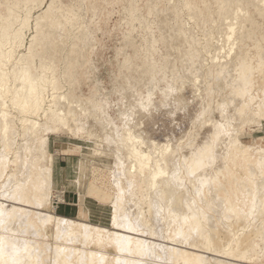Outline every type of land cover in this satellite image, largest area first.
<instances>
[{
    "label": "bare ground",
    "instance_id": "obj_1",
    "mask_svg": "<svg viewBox=\"0 0 264 264\" xmlns=\"http://www.w3.org/2000/svg\"><path fill=\"white\" fill-rule=\"evenodd\" d=\"M183 1L190 16L195 20L199 18L195 14V10H199V7L205 10L199 13L200 16L207 18V21L199 22V25L203 27L202 34L205 37H199L201 32H199V36L195 35L196 31L194 34V30L189 26L184 29V23L181 22L182 17L177 7L173 11L174 13L172 12L174 17L172 26L164 23L167 21V10L155 7L160 14L156 16L158 18L157 24L164 32L160 38H156L154 34H151L149 41L144 46L148 52L147 58H144L145 64H148L150 69H158L157 71L160 70L162 75L151 79L148 75L150 72H143V66L137 63L124 65L128 70L135 67L134 70L137 73L142 70V75L141 73L136 75L128 73L121 76L123 79V81H120L121 92L122 95L124 94L127 97V99L124 97L126 101H129V109H125L121 113V125L117 124L109 116L108 111L105 110L104 105L107 101L103 99L104 103H102L99 98L95 97L100 93L101 79L99 80L97 76L93 77L96 82V85H93L95 87L93 88L95 89L93 91L94 96L91 95L86 102L77 100L75 101L76 104L70 103L68 93L62 94L57 86L58 77L65 78L67 67L57 72V69H53L56 65L55 57L50 55L49 60H45L43 56H47V53L37 52L42 67V70L38 72L37 68L33 66L28 53L22 52L15 56L17 52L14 43L10 42L9 46L6 47L0 42V139L4 144L0 154V168L6 167L5 161L8 159V153H5V150H10L14 146L18 132L11 108L20 114L23 131L21 148L14 154L15 170L17 172L26 164L29 153L38 155L40 166L34 182L40 198L35 197L33 202L24 194L25 183L22 186L13 183L15 176L12 174L6 178L7 180L0 187V229H6L14 233L31 231L42 238L51 236L62 240L55 244L45 242V245L41 247L32 237L0 231V264H42L47 259H50L51 264H105L106 254L102 251L87 248L80 250L75 244L68 245L67 243L68 241L74 243L79 241L80 238L84 242L92 241L100 246L104 245L105 242L114 245L118 253L110 262L111 264H170L167 261L170 259L179 261L194 259L199 264L231 263L229 260H234L241 255L256 237L264 234V174L260 173V177L259 174L253 176V180L252 176L246 175L249 183L252 181L248 186V190L255 198L249 210H243L241 213L235 210V205L227 200L228 197L226 198L230 195L229 188L225 190L226 196H220L219 201L216 199V202L221 203L223 201V204L221 207H217L215 204V209L225 214L227 223H232L236 226V229L247 227L246 223L257 221L260 223L258 228L248 226L249 230L239 232L235 244L230 248H227L229 236L214 224L217 223L216 219L213 218L215 216H210L211 213H207L191 193L194 190L202 196L203 202L211 205V200L206 195V189L221 185V175H225V170L228 174L233 171L230 166V170H227L228 164L223 162L226 160L227 155L234 148L240 149L242 147L243 150L246 147L249 149L254 146H246L239 139V133L242 131L244 122L249 119L250 115L259 122L264 120V85H256L257 79L254 76L255 72V74L264 73V0H216L220 5L218 4L217 9L214 11L208 8L211 4L210 0ZM244 4L257 6L256 12L247 10ZM126 16L131 18L133 26L135 20L140 25L146 21L139 13L137 6L129 11ZM186 16L190 17L189 15ZM191 17L189 19H192ZM58 23L61 24L60 21ZM215 24L217 26L214 27ZM181 30L182 33H179ZM214 30H217L218 33L216 32V34L223 38L224 42L222 44H218L221 38L218 39L217 36H214ZM85 33L86 27L82 24V36ZM124 37L126 36L124 35ZM52 40V37H47L42 42L49 47ZM160 41L168 45L167 50L169 52L173 49L170 45L172 41L188 43L189 48H185V54H181L186 57V59L185 57L182 59H185V63L182 65L183 68H179L184 70V77L187 75L185 77L188 78L187 80L190 81V78H195L196 81H199L197 83H200V79L203 78L199 77L198 80L197 73L200 76L202 74L200 70H204V67H206V70L209 71L208 74L206 71V74L213 79V82L215 81V85L212 84L211 90L214 89L213 87L218 86L219 82L224 81L225 87H227L229 81H232L231 93L228 97L230 101L227 103L233 104V106L230 105L231 116L228 115L227 117L221 111L225 101L221 104L218 103L219 107L217 105L216 110L219 117H212L211 124H207L209 127L196 135L194 143H191V139L188 145H182L181 147H179L180 143L175 144L174 148V145L169 147L170 143L166 146L161 145V140L157 141L160 144L155 142L156 139L152 141V138L147 137L149 132H146V127L144 129L142 125L143 119L146 120L145 117H148L150 112L153 111L152 96L158 86L159 79L165 82V86L162 85L163 88H161L165 98L169 96H171V99L174 96L175 99H178V96L184 98L182 92L185 89H181L182 92L180 90L182 80H179L180 88H178L177 80L166 78L169 72L171 76L174 74L179 75L176 64L174 65L171 61V53L165 56L162 62L155 61V52L159 51L157 42ZM18 42L25 45L24 35L20 36ZM125 44L126 46H132L130 40L125 41ZM216 45H220V54L223 51V55L217 53L214 56L212 53V56L211 53H208ZM85 46H87L86 43ZM204 51L210 55L205 53L206 56L212 57V65L206 66L207 63L206 65L203 63V60H205L204 62L208 61L206 59L202 60L206 57L202 56L203 53L201 52ZM129 57L125 61H129ZM12 58L16 62L10 67L9 61ZM69 58L77 61L80 59V53L78 59L76 56L71 55ZM188 61L187 66L186 62ZM92 63L90 64L91 67ZM171 67L172 69L169 71ZM226 75L229 76L226 77ZM195 80L192 81L195 83ZM143 81L145 82L144 87L147 86L148 88L147 93L145 92L146 95H143L138 86V82ZM151 81L154 85L149 88ZM197 83L196 86L199 85ZM191 84L190 82V87H194ZM202 85L199 86L204 87ZM197 87L196 90L200 88ZM202 92L204 93L205 90ZM201 94H199L200 98L203 96ZM185 97H187L186 94ZM155 101H157L156 98ZM72 104H75L76 109L72 107ZM207 105L205 104V107ZM254 106H257L258 110L253 111ZM190 107L192 108V105ZM77 108L80 112L77 111ZM76 111L79 112V115L75 114ZM82 112L87 114L88 123L86 128L88 130L100 128L96 129L95 145L87 148L88 152L84 160L87 161L89 157V160L101 162V165H103L101 170L106 173L108 180H112L115 186L114 195L111 201L108 202L110 204L107 205L109 209H106L104 221L107 224H104L106 227H102L100 224L93 225L78 222L44 210L45 207L51 205V189L54 185L52 171L54 156L58 150L57 148L55 152L50 151V135H53L56 130L77 134L76 127L79 122L77 117L81 116ZM101 115L102 118H100ZM235 115L238 117L236 118ZM206 120H209V118ZM232 122L235 123V128L233 130L227 129L228 123ZM101 128L104 131L110 128L111 131L105 137H102L99 132ZM152 133L150 132V135ZM177 133L179 134V131ZM173 134L171 137L173 140L178 136L175 139L176 141L179 139V135L183 134V131L177 136ZM88 135L93 134L91 132ZM175 141L172 143H175ZM214 147L219 150L217 154ZM123 150L125 151V159L123 158ZM259 150L263 154L259 156V160L253 168L262 170L264 169V147L259 148ZM25 151L27 152L26 155ZM218 154L219 159H217ZM230 158L233 160L234 156ZM244 158L243 156L238 158L240 159L238 165H240L241 160L245 161ZM89 160L87 162L82 161L83 163L78 162L77 167L80 168L84 164L88 170L92 164ZM126 164L127 166H125ZM213 166L214 168H212ZM186 172L190 175L192 188L185 179L184 174ZM233 172L237 174L238 171L234 170ZM0 173V177H2L3 173ZM135 175H139L146 180L145 198L150 206L145 208L144 216L138 214V211H140L138 203L127 201V191L130 187L132 188ZM25 177L20 180L23 181ZM239 177L237 176L240 181L245 182V176ZM24 199L33 205L20 204L17 201ZM179 205L182 206V210ZM235 211L237 213L233 216L232 213ZM167 221L169 222L168 227L165 223ZM108 227L112 229H108ZM136 232H139V234L136 235ZM211 234L212 237H210ZM263 244L256 245L255 249H261ZM200 252L215 256L214 263L209 262L206 259L207 255ZM121 253H129L130 255ZM133 255L151 257V259ZM154 258L159 261H155ZM161 260L163 262H160Z\"/></svg>",
    "mask_w": 264,
    "mask_h": 264
},
{
    "label": "rangeland",
    "instance_id": "obj_2",
    "mask_svg": "<svg viewBox=\"0 0 264 264\" xmlns=\"http://www.w3.org/2000/svg\"><path fill=\"white\" fill-rule=\"evenodd\" d=\"M210 3L211 4H209L208 8L212 9V11L217 9L218 4L220 5V3H217L216 0H210ZM135 6L139 8V13L143 16V18L146 19V21L142 25L137 23L138 21L135 20L133 26V22H131L132 21L131 18L126 16L129 14V11L133 10ZM155 7L159 9L167 10L166 11L167 21H165L164 23L167 24L168 26H172V23L174 22V17L172 15L174 13L173 11L177 7L178 12L182 17L181 22L182 24L184 23L183 26L184 29L186 26L187 27L189 26L192 30H194V34L196 31L195 35L199 36V32H201L199 37L201 38L205 37L202 34L203 27L199 25V22L207 21L206 17L204 18L203 16L199 15L201 11H205V10L202 7H199V10H195V14L198 15L199 17L197 20H195L190 16V13L188 12V8L184 5L183 0H171V1L170 0H0V42L4 44L3 46L6 47L9 46L10 42L14 43L17 52L15 56H18V53H22V52L28 53L31 62L33 63V66L37 68L38 72L42 70V67L40 63V57L37 56V52L38 53L43 52L44 54L47 53V56H43L45 60H49V56L53 55L55 57L54 61L56 64L54 65L53 69H57V72L58 70H62V68L67 67L65 78L59 76L57 79V86L59 87V92H62V94L68 93L67 96L69 101H71L70 103L76 104L75 101L77 100H83L86 102L87 99L91 97V95L94 96L93 91L95 89L93 88L95 87L93 85H96V82L93 77L97 76L99 80L101 79L100 89H99L100 93H98L97 96L95 95V97L99 98V100L102 103H104V100L107 101V103L104 105L105 110L108 111L109 116H111L117 124L121 125V113L124 112L125 109L127 110L129 109L128 107L129 101L128 102L126 101L127 97L124 94L122 95L121 92L122 90L120 87L121 86L120 81H123L121 76L128 73L136 75L141 73L142 71L140 70L139 73H137V71L134 70L135 67H131V69L128 70L127 68H125L126 66L124 67V65H128L129 63L132 64L137 63L143 66V72H147V71L150 72V74L148 73V75L151 77V79L155 76L158 77L162 75V72H160V70L157 71L158 69L157 70L150 69L148 64L147 65L145 64V58H144V57L147 58V54H148L144 46L149 41L151 34H154L156 38H160L161 36H163V32H164L157 24L158 18L156 16H158L159 11H157L158 9L156 10ZM244 7L247 10L249 9L251 11L256 12L257 6L255 5L248 6L247 4H244ZM186 15H189L192 19H189L190 17ZM208 20L210 21V19ZM58 21H60L61 24H59ZM82 24H84L86 27V33L83 34V36L81 34ZM215 26H217V24H215L214 27ZM199 27L201 28L200 30ZM180 32L182 33V30L179 31V33ZM216 32L217 30H214V36H217L218 39L221 38L222 42L219 39L220 43L218 44H222L224 40L222 37L219 36V34H216ZM21 35H24L25 37V45H21L18 42ZM124 35L126 37H124ZM47 37L53 38L52 42L49 44V47H47L42 42V40L46 39ZM127 40L131 41L132 46L131 45L126 46L125 41ZM85 43L87 44V46H85ZM170 45L173 48L171 52L167 50L168 45L165 42H161V41L157 42V47L159 48V51L155 52V61H157L158 63L162 62L164 60V57L169 55V53H171L170 54L171 61L172 63H174V65L176 64L178 70L177 73L179 75L174 74L173 76H171L169 72V75H167L166 78L170 80L171 79L177 80L178 86L181 80L184 81V82L181 81L182 83L181 88L180 86L178 87L180 88V90L185 89L184 91L181 90V92L183 91L182 94L184 98L180 96H178L179 97L178 99H175L174 98L175 96L172 99L171 96L165 98V95L161 90V88L165 86V82L159 79L157 86L158 88L157 87L155 88L154 94L152 96V100L154 102L153 111L150 112V115H148V117H145L147 118L146 120L143 119L142 125L144 126V129L146 127V132L147 133L149 132V134H147L148 135L147 137L152 138V141H154L155 139H156L155 142L161 140L160 141L161 145L166 146L170 143L169 147L171 145H174L173 147L175 148V144L178 145L179 143H180L179 147H181L182 145L183 146L188 145L190 143L189 140L191 139H192L191 143L192 142L194 143L196 135L200 134L206 127H209L208 125L211 124L210 122L212 117H217V118L219 117L218 116L219 113L216 110V108L219 107L218 103L221 104V102L225 101L221 107V111H223L227 117L228 115L231 114L230 105L233 106V104H227V103H229L230 101L228 97H230L232 81H229V86L227 87H225L224 81L219 82L217 84L218 86L213 87L214 89L211 90V86L212 84L213 86L215 85V81L213 82V79L211 77H210L211 80H209L210 78L207 75L209 71L206 70V67H204L205 68L204 70L203 69L200 70V72L202 71V74L205 72L203 76L201 73H200L201 75L198 76L197 73L198 80L199 77L204 79V80L200 79L201 81L200 83H197L199 81H196L195 78L193 79L190 78V81L187 80L188 78H185L187 77V75H185L184 77V72H183L184 70L179 68H183L182 65H184L185 63L186 57L181 54H185L184 49L189 48L188 43L184 41L182 43H176L175 41H172ZM214 47H212L211 51L208 53H211L210 55H212L213 53L214 56L217 53L220 54V49H219L220 45L218 46L216 45ZM80 50L81 52H79ZM179 50L182 51L184 50V51L182 52ZM179 52L180 54H178ZM79 53H80V59L77 60L78 62L74 59L69 58V56L71 55V56H76L78 59ZM201 53H203L202 56L209 55L205 51ZM222 53L223 51H221L220 55H223ZM209 56L202 58V60L203 59H206V61L208 60L207 62H204L205 60H203V63L205 65L207 63L206 66L212 65V61H211L212 57ZM127 57H129L130 60L129 61L126 60L127 61L126 62L125 59ZM184 57L185 59L182 60ZM15 62L16 60L12 58L9 61V66L11 67ZM91 63L93 64L92 67L90 66ZM188 64L189 61L186 62L187 66ZM170 69H172V67L169 68V71ZM255 73L254 76L255 79H257L256 85H260V84L264 85V73L263 74H259V73L255 74ZM228 76L229 75H226V77ZM204 77H208L209 79ZM192 80L193 81L195 80L196 82L194 83ZM202 81H207L208 83ZM190 82L192 83L191 85L194 86L195 88L190 87ZM196 83L199 84L200 86L201 84H203L202 86L204 87L206 86V87L204 88L197 85L200 87L199 88L196 86ZM144 85H145L144 81L138 82V86L140 87V90L142 91L143 95H146L148 88L147 86L145 88ZM153 85L154 83H152L151 81L148 87L151 88V86ZM196 87L199 88L197 89L199 91L196 90ZM203 90H205L204 93L202 92ZM185 94L187 97H185ZM199 94L203 95L201 97L202 99L200 98ZM101 95L104 96L102 97ZM124 97H126V99ZM155 98L157 101H155ZM75 104H72L73 105L72 107L76 109V106H74ZM205 104H208L209 106L207 105V107H205ZM191 105L192 108L190 107ZM252 110L253 111L258 110L257 106H254ZM77 111L80 112L78 108ZM77 111L75 114L79 115L78 114L79 112ZM11 112L14 114V122L17 125L18 132L16 134L17 136L14 146H12L10 150L7 149L5 150V153L6 152L8 153V159H6L5 161L6 167L3 169H1L2 167L0 168V172L3 173V176L0 177V187L5 182V180H7L6 178L10 174H12L15 176V180L13 183H17L18 186H22L25 183L24 194H26V197L29 198L31 202H33L35 197L40 198L39 191L34 185V182L36 181L37 178L38 170L40 169L38 155L29 153V157L26 164L16 172L14 154L16 153V151H19L21 148L20 144L22 142L23 131H22L20 114L12 108H11ZM80 115L81 116L77 117L79 118V122L77 123V127H76L77 134L64 132L61 130L54 131V134L50 135L49 149L50 151L55 152V150H57L58 148L57 153L54 156L55 157L54 161H60V160L63 161L62 162L64 164L63 166H66V163H68V161L70 164H72L73 171L68 174L74 180V185L75 186L78 185L79 188L81 189L82 192L81 193L79 192L81 195V199L85 200V202L88 201V204L92 205L93 207L91 209L92 211L90 216L82 213L80 216H76L74 218H69V217L66 218L73 219L78 222L81 221L85 223H91L93 225L100 224L102 227H104L105 226L104 224H106L104 222L106 218L105 214L106 211L109 209L107 205L110 204L108 202L111 201L114 195L115 186L112 183V180L111 181L108 180V176L106 175V173L103 170H101V168L103 167V165H101V162H96L95 160L92 159L89 160L88 157L87 161L89 160V162L92 163L91 166L88 168V170L85 168L84 164L80 168L77 167L78 162L80 161L87 162L84 160L86 159V153L88 152L87 148L95 145V141H96L95 138L97 135L96 129H100L97 127L96 129L88 130L86 128L88 123L87 114H84L82 112V114ZM102 117L103 116L101 115L100 118ZM235 117L237 118L238 116L235 115ZM208 118L209 120H206ZM235 126H236L235 123L232 122V123H228L226 128L229 130H233ZM110 131H111L110 128L105 129V131L103 128H101V130L99 131L100 136L105 137V135ZM177 131H179V134L182 133L183 131V134L179 135ZM91 132L94 136L88 135V133L90 134ZM150 132L151 133L153 132L154 134L152 133L151 136ZM172 134L174 136L175 134L176 136L179 135V139H177L178 141L177 140L175 141V139L178 138V136L175 137L174 140L171 138ZM239 139L241 140L242 144L256 143L254 145L258 147L256 148L255 146H252L251 148H249L250 151L246 146H245L246 148H244L243 150L242 147L240 149L234 148L227 155L226 160L223 161L226 164H228L227 170L228 169L230 170L229 168L230 166L233 169V171L236 170L238 172L237 174H235L233 171H231L232 173L231 174L229 173L230 174L229 175L225 170V175L224 174L221 175L223 185L219 184L218 186H211V189L210 188L206 189V195L207 198L211 200V205H208L207 203L203 202L202 196L199 193H196L194 190L191 191L192 196L198 201L199 205L207 213H211L209 214L210 216L212 217L213 215L215 216L213 218L214 220L216 219L217 223L214 224L217 225L222 230H224V233L229 236L227 248H230L235 244V239L237 238L239 232H242L244 230L246 231L249 230L248 226L256 227V228L260 226V223H258L257 221L252 223H246L247 227L244 226L236 229V226L232 225V223H227L225 214H222L221 212L215 209V204L217 207L222 206L223 201L219 203L216 202V199H218L219 201L220 196H226L225 190L226 188H229L230 195L226 196V198L228 197L227 200L235 205L236 207L235 210L238 213H241V211L243 210L250 209L252 201L255 198L253 195L250 194V191L248 190V186L252 181L249 183V180L246 178V175L252 176V180H253V176H258L259 174L260 177L261 174H264V169L257 170V168L256 169L253 168V166L256 165V162H258L259 156L263 154V152L260 151L259 148L264 147V120L259 122L254 117L252 118V116L250 115L249 119H246V121L244 122L242 131L239 133ZM174 141L175 143H172ZM160 142L157 143L160 144ZM3 147L4 144L0 139V154H1V149ZM180 150L182 149L180 148ZM214 151L217 154V151L219 150L216 147H214ZM123 152H124L123 158L125 159V151L123 150ZM24 153L25 155L27 154L26 151ZM233 156L234 159L232 160L230 157ZM240 156H243V158L246 157L247 159L244 158L245 161L241 160L240 165H238L239 164L238 161L240 160L238 158H240ZM217 159H219V154ZM125 166H127V164ZM212 168H214V166ZM130 175H134V174H130ZM184 176L186 177L185 179L187 180L188 185L192 188L190 175L186 172ZM237 176L238 177L245 176L244 178L245 182L240 181L239 180L240 177L238 179ZM23 177L25 178L23 181H21L20 179ZM63 177H64V173H63ZM133 178H134V184L132 188L130 187V189L127 191V201L129 202L134 201L138 203L141 211V212L138 211V214L140 213L141 215L144 216L145 208L146 207L149 208L150 206L149 202L145 198L146 180L139 175L138 176L135 175ZM55 185H53V189H51L52 190L51 205L44 208L45 211H48L52 214H57L54 205H57V202L61 203L63 201L62 195L63 192H65V189L67 188V187L57 188ZM17 201L20 204L33 205L32 203L27 202L25 199L17 200ZM179 207L182 210V206L179 205ZM236 211L232 213L233 216L237 213ZM101 217H103L104 219L103 218L101 219ZM145 220L147 221L146 218ZM165 223H166V227H168L169 222L167 221ZM108 229H112V228L108 227ZM0 231L8 232L10 234H18V235L32 237L41 247L45 245V242H48L50 244H55L62 241L55 237L52 238L51 236L47 238H42L39 237L36 233H32L31 231H22L17 233H14L13 231H8L6 229H0ZM138 234L139 232H136V235ZM210 237H212V234L210 235ZM167 240L169 239L167 238ZM67 243L68 245L75 244L77 247H79L80 250L87 248L89 250L102 251L104 254H106L105 264H111L110 262L118 253L115 246L109 242H105L104 245L100 246L98 244L93 243L92 241L84 242L80 238L79 241H76L74 243L71 241H68ZM263 243H264V234H262L259 237H256L253 240V242L250 244V246L247 247V249L241 255L236 257L234 260H229L231 261V263H219V264H264ZM260 244H263L262 248L256 250L255 249L256 245L259 246ZM191 251H197V250H191ZM200 253L203 254L205 252H200ZM121 254L130 255L129 253H121ZM205 254L207 255L206 259L209 262L214 263L215 256L209 253H205ZM133 256L151 259V257H142L139 255H133ZM155 261H159V260L155 259ZM167 261L170 264H199L198 261L194 259L187 261L170 259ZM160 262L163 261L161 260ZM42 264H51L50 259L44 260Z\"/></svg>",
    "mask_w": 264,
    "mask_h": 264
},
{
    "label": "crops",
    "instance_id": "obj_3",
    "mask_svg": "<svg viewBox=\"0 0 264 264\" xmlns=\"http://www.w3.org/2000/svg\"><path fill=\"white\" fill-rule=\"evenodd\" d=\"M254 144H246V146L247 145L251 146ZM62 162L63 161L61 160L54 161L53 171H52L54 185L56 184L55 186L57 188L67 187L62 195L63 201L61 203L57 202V205H54L56 213L69 218L80 216L82 213L90 216L92 211L91 209L93 208L92 205H89L88 201L85 202V200L81 199V195H80V193L82 192L81 189L79 188L78 185L77 186L74 185V180L68 174L73 171L72 164H70L68 161V163H66V166H63L64 164ZM68 164L70 165V167ZM63 173H64V177H63Z\"/></svg>",
    "mask_w": 264,
    "mask_h": 264
}]
</instances>
